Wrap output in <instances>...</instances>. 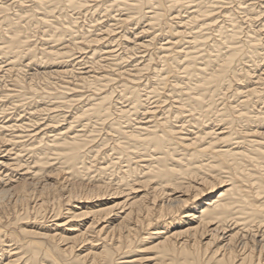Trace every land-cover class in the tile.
Instances as JSON below:
<instances>
[{
	"label": "bare ground",
	"instance_id": "bare-ground-1",
	"mask_svg": "<svg viewBox=\"0 0 264 264\" xmlns=\"http://www.w3.org/2000/svg\"><path fill=\"white\" fill-rule=\"evenodd\" d=\"M30 2H0V264H264V0Z\"/></svg>",
	"mask_w": 264,
	"mask_h": 264
},
{
	"label": "rangeland",
	"instance_id": "rangeland-1",
	"mask_svg": "<svg viewBox=\"0 0 264 264\" xmlns=\"http://www.w3.org/2000/svg\"><path fill=\"white\" fill-rule=\"evenodd\" d=\"M3 1H5V0H0V2H3ZM25 2H26V5H28V3H29V5L31 6V5H33L30 1H33V0H24ZM107 5H110V4H107ZM114 10H113V14L114 15H118L119 13H121L120 12V10H118L119 8H117V7H115V8H113ZM84 12V13H83ZM82 13L80 12H78V11H74V12H72L71 13V11L69 12V14H72L73 15V17L74 18H76L77 19V23L78 24H76L75 25V31L77 32V35L76 36H81V33L83 32V30L84 31H89V30H91L92 28H91V25L93 24V23H91L92 22V20L93 19H98V18H103L102 16V13H100V12H97V13H95L94 11H92V10H88V11H83ZM92 12V13H91ZM94 12V13H93ZM125 12V11H124ZM239 13H237V16H239L240 18H239V20H241L242 22H243V24H242V26L244 27V28H247L248 26H249V23L248 22H245L246 20L243 18L242 19V17H244L245 16V14L244 13H241L240 11H238ZM123 13V12H122ZM243 14V15H242ZM97 15V16H96ZM76 16H78V17H76ZM88 17V18H87ZM51 19H53V20H55V18L54 17H50ZM105 19V18H104ZM219 20H221V19H219ZM223 20V19H222ZM264 20V14H263V16L262 17H259L258 18V20L255 22V24L253 23V25L254 26H257L258 24H260V23H263L262 21ZM80 21H82V22H80ZM88 22V23H87ZM83 23V24H82ZM77 25H78V27H77ZM81 25V26H80ZM89 28H88V27ZM80 27H82V28H80ZM32 29H34V30H30V36H32L31 37V40H32V42L31 43H37V44H42V43H44L43 42V40H45L46 38H47V36H45L47 33L45 32V31H47L46 30V28L42 25V26H40L39 28H32ZM122 30V29H121ZM118 32H120V30L118 31ZM208 32H211V31H208ZM241 37H243V35L241 36ZM77 39H76V41L77 42H79V41H81V38L80 37H76ZM80 38V39H79ZM38 41V42H37ZM53 44H51V46H52ZM50 46V45H49ZM112 46H113V48L116 50V51H119V52H122V49H123V45L122 44H119L118 42H114V43H112ZM122 47V48H121ZM88 50L89 49H86V51L88 52ZM152 51V49L151 48H149V50H148V52H151ZM79 51H76V52H73V53H78ZM145 52V51H144ZM144 52H143V50H140L138 53H137V56H139V58L141 57V56H143V54H144ZM147 52V51H146ZM145 52V53H146ZM147 52V53H148ZM87 55V56H86ZM1 57V56H0ZM83 57H86V59L84 60V63H87V64H84V65H82L81 67H79V68H85V66L87 65V67H86V69H88L89 68V65L90 64H88V60H89V55L88 54H84L83 55ZM135 58V57H134ZM138 58V57H137ZM136 58V59H137ZM24 61H26V59L25 60H23V62ZM2 61L0 60V63H1ZM3 65V64H2ZM4 66V65H3ZM35 65H33L32 66V64H30L27 68H25L26 70H25V73H26V79L29 81L31 78H29V77H32L31 75L32 74H34V71H35V73L36 74H38V72H39V74L40 75H38V76H36V78L35 79H37L36 81H34V83L33 84H35V83H37V84H35L34 86H36V87H34L35 89H38L41 93H44V95L46 96V95H48V93L50 94H53V95H57V96H60V95H58L57 93V90L52 86V88H51V85H50V83H52V82H60V81H63V80H61V78H59V77H57V78H54V77H51L52 79H46L45 80V77L43 76V74H41V73H44V71L46 70V71H50V70H52L51 68H45V67H43L42 65H37V67H34ZM158 67H159V65H157ZM32 67H34V68H32ZM115 67H113V69H114ZM7 69V68H6ZM36 69L37 70H39V71H36ZM86 69H84V70H86ZM117 68H115L114 70H112V71H110L111 73H113L114 74V78L115 79H117V80H120V76L118 75V73H117V71H115ZM29 72H28V71ZM79 71H81V70H79ZM117 73V74H116ZM148 75H150V74H148V72H147V75H146V72H144L143 74H142V80H144V78L146 77V76H148ZM117 76L119 77V78H117ZM151 76V75H150ZM38 77V78H37ZM41 77H42V79H41ZM56 77V76H55ZM65 79H67V80H71V81H74V79H72V77H69V75L67 76H65L64 77ZM0 79H2L1 81H0V84L2 85L3 84V82L2 81H4V79L3 78H0ZM59 79H60V81H59ZM45 80V81H44ZM48 80V81H47ZM52 81V82H51ZM2 82V83H1ZM45 82H49V84H46ZM41 83V84H40ZM32 84V85H33ZM42 84H44V85H42ZM47 85V86H46ZM3 86V85H2ZM44 86V87H43ZM38 87V88H37ZM40 87V88H39ZM76 87H81V88H79V89H81V90H79L78 88H77V91L78 92H81V93H83L84 92V94H81V96H82V98L83 99H88L89 98V96L88 95H90L91 97H92V95H93V89L92 88H90L89 89V87L88 86H80V85H78V86H76ZM86 87H88V88H86ZM43 88V89H42ZM44 88H47V89H44ZM54 88V89H53ZM86 88V89H85ZM46 90H48V91H46ZM82 90H84V91H82ZM43 91H45V92H43ZM52 91V92H51ZM91 91V92H90ZM86 92V93H85ZM31 97H33L31 94H29L28 95V100L29 101H25V102H23L24 104H29V102L31 103L32 101V99H31ZM43 98V97H42ZM31 99V100H30ZM36 99H41V98H36ZM17 102V101H16ZM41 103H43V102H41ZM2 104L3 103H0V106L2 107ZM127 104V103H126ZM10 104H8V106H9ZM33 105V104H32ZM79 105H80V107H79ZM79 105H76L74 108H65V107H61V108H59L58 110H59V112H57L56 110H55V112H57V113H55L54 115H57L58 113H59V115L60 116H63V117H61L62 118V120H61V124H65V122H63V119H64V116L69 120V119H71L69 116H71L74 112H75V108H81V106L83 105V104H79ZM43 106V105H42ZM0 107V108H1ZM29 107H30V109L33 107V106H29V105H26V107H24L23 109H15V108H13V106H11L10 105V107H8V110H7V113H5L6 115H8L7 117L8 118H5L4 120H11V118L13 117V114H14V116L15 117H13V119L14 120H16V119H19V117L17 116V115H22V118H23V116H24V118L26 117V115H27V117H26V119L29 117V113H31V111H30V109H29ZM15 109V110H14ZM27 109H29V110H27ZM73 111H72V110ZM11 112H10V111ZM66 110V111H65ZM1 111V110H0ZM69 111H71V112H69ZM8 112H9V114H8ZM23 112V113H22ZM25 112V113H24ZM65 112V113H64ZM67 112V113H66ZM18 113H20V114H18ZM63 113V114H62ZM1 114V113H0ZM17 114V115H16ZM70 114V115H69ZM4 114H1V116H0V121H3V118H2V116H3ZM67 115H69V116H67ZM12 116V117H11ZM11 117V118H10ZM17 117V118H16ZM40 118V123H43V119H45L47 116H36V118ZM60 118V119H61ZM42 120V121H41ZM47 119H45V121H46ZM44 121V122H45ZM83 123L85 124V121L84 120H82V123H79V124H82L83 125ZM77 125V124H76ZM11 132H7V133H5L9 138H11V137H16V136H18V134L16 133V132H13V133H11ZM15 134V135H14ZM102 134V135H101ZM106 133H104V130H102L101 132H99L98 134H97V137L95 138V143L96 142H98V141H100V139H101V136L103 137L104 135H105ZM23 136H26V134H24ZM99 139V140H98ZM22 140V141H21ZM28 142H26V141ZM25 142V143H19V142ZM18 142V143H17ZM14 143H17V144H13V142L11 143V145H8L7 147L9 148V149H12V152H14V151H18V152H22V155L24 156V160L26 159V160H28L29 158H30V154H29V147H24V145L25 144H29L30 143V141H29V138L28 137H25V138H23V139H20V140H14ZM20 149H19V148ZM24 147V148H23ZM15 148V149H14ZM28 150H27V149ZM25 152V153H24ZM15 153V152H14ZM27 155V156H26ZM13 171V170H12ZM11 170H10V173L12 174V175H15V177L17 178V173L16 172H12ZM22 172L23 171H20L19 173L20 174H22ZM67 177V176H66ZM69 177H67V179H68ZM30 179V178H29ZM66 179V182L69 180H67ZM75 179H76V181H75ZM75 179H73V178H70V182L68 181L66 184H67V186L68 185H70L71 183H73L74 181V183L73 184H75V185H78V186H84V184L85 185H87V186H90L91 187V183H86L87 181H80V179H78V178H75ZM87 179V178H86ZM74 180V181H73ZM51 181V180H50ZM77 182H78V184H77ZM80 182L82 183V184H80ZM72 185V184H71ZM52 204V205H51ZM51 204H49L48 205V209H47V211L48 212H53V209L54 208H58V204H55L54 203V205H53V203H51ZM67 205V203H62V205ZM57 205V207H55ZM49 206H53L52 207V209H51V207H49ZM65 207H67V206H65ZM31 210L34 212V209H33V207L31 208ZM50 210V211H49ZM11 214H12V216H10V218L11 217H13L14 215H13V212H11ZM11 214H8V218H9V215H11ZM7 217V216H6ZM40 220H41V223H39L40 222ZM33 221H30V223H31V225L33 224L32 223ZM48 223H44V220L43 219H39L38 221H37V223L36 224H33L32 226L34 227V226H36V227H38V228H42L41 226H46ZM32 226H30V227H32Z\"/></svg>",
	"mask_w": 264,
	"mask_h": 264
}]
</instances>
